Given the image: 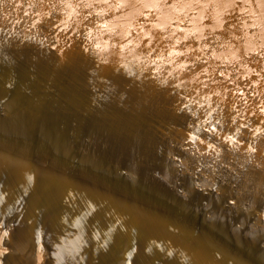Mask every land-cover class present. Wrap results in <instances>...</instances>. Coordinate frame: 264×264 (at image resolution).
Returning <instances> with one entry per match:
<instances>
[{
  "label": "water",
  "instance_id": "obj_1",
  "mask_svg": "<svg viewBox=\"0 0 264 264\" xmlns=\"http://www.w3.org/2000/svg\"><path fill=\"white\" fill-rule=\"evenodd\" d=\"M0 183L15 227L49 183L50 223L19 225L11 264H62L49 227L64 220L79 251L134 255L137 240L159 264L250 260L246 241L264 246L245 226L264 229V0H0Z\"/></svg>",
  "mask_w": 264,
  "mask_h": 264
},
{
  "label": "bare ground",
  "instance_id": "obj_2",
  "mask_svg": "<svg viewBox=\"0 0 264 264\" xmlns=\"http://www.w3.org/2000/svg\"><path fill=\"white\" fill-rule=\"evenodd\" d=\"M35 37H36V35L33 37L30 36L28 38V41H25V42H28V44H31V43L34 44ZM21 43H23V42H21ZM175 143H174L173 147L177 148L178 145ZM37 167H38L37 168L38 170H41L42 178H45V177L49 178V168L43 167L40 164L37 165ZM11 169H13V168L11 167ZM11 169L8 167V170H11ZM16 169H18V168H16ZM16 169H15V171H17ZM53 174H55V176H57V179H59L62 176L60 171H55V172H53ZM74 176H75V174L73 176H71V178L66 176L65 187H70L71 191H74L73 189H76L77 191L80 192V189L78 186V181H76V179H75L76 176L75 177ZM157 176H159L157 178V180L149 182L150 185H153L152 187L162 186L161 184H163L166 181V178H164V180H163V178H162L163 176L161 174L157 175ZM1 184L2 183H0V195L1 196H2V194L3 195H9L6 192L5 183H3L2 185ZM40 186H43V188L41 189V190L44 189L43 195L38 196L40 193V189H39V191H37V193L34 194V196H37V199L34 198L33 200H26L27 203L25 202V204H26L27 208L25 210V213L27 211H28V213L24 214L23 212H21V219L19 220L17 227L10 226V221L12 219L10 216L11 214L7 216L6 214L0 212V221H1L0 222V264H11L12 263L11 260L13 257L9 254L10 242L13 240L14 236L21 237L22 235L25 234V232L21 228H19V225H23L25 223V221H28L30 224L33 225V227L34 226L37 227L39 225L46 226V222L50 223V221H49V183H48V186H45L43 184H41ZM32 188L34 189L33 185H32ZM79 194L81 195V193H79ZM13 199H14V197L12 196L10 199L6 200L7 202L10 203L9 207L12 205L11 203L13 202ZM70 199L71 198H69V200ZM159 201H162L161 205L159 206V210H160V213H163L164 216H162L160 218L158 215L154 214L153 215L154 217L153 216H150V217L155 220L154 223L159 222V223H161L162 226H164V223H167V218H165V216H166V214H168L170 212V210H169V208L167 209V207L165 208V206L167 204L165 199L164 200L160 199ZM9 203L5 204V206H3V207H0V209L2 210V209L9 208V207H7ZM37 204H40L41 206H39ZM164 208H165V210H164ZM156 213L158 214V212H156ZM138 214H139V212H138ZM138 217H139L138 215H135V218H138ZM64 221L65 222H63L62 225L57 227V228L56 227H49V239H51L53 241V240H56L57 238H60V240L63 241L60 247L55 248V252L57 254V255L56 254L55 255H56V257L59 258V260H61L62 264H64L63 261H66L65 259L67 258V255L71 259L74 257L73 260L87 255L88 260H97V261H99L98 263H105V264H159L158 261L151 259V256L150 257H148L147 255L144 256L147 253V250L144 249L143 248L144 245L137 240H135L136 242H134V246L132 249L134 252V255L132 254V252H128V253L123 252L122 248H119V250H117V248L115 246H112V245H109L105 249V252H103L104 254H102V252L95 253L94 251L91 250L92 248H87V250L86 249L84 250L83 249L84 246L79 251L77 249V247L72 243L73 240L71 239V234L70 233L67 234L65 232V230H62L67 225V223H66L67 221L66 220H64ZM246 221H247V224L245 225L246 227L249 226L251 229L257 228L258 230H260L261 234L264 233V229H263L262 225L255 223V222L249 223L248 220H246ZM263 223H264V221H263ZM249 224H256V225H249ZM135 227H133V228H135ZM129 229H132V228H129ZM131 231L128 232L129 235L133 234V233H131ZM87 233H88V238L90 239L89 244H91V246H92V245H94V240H92V239H93L94 234L96 233V230L93 228V226H90L88 228ZM84 236H85V238L87 237L86 234ZM253 236H255V235H253ZM248 241H246L247 245L244 246V251L246 252L245 256H247V257L250 256V260L255 261L252 259L253 257L256 258V256L254 254L259 255V253H264V246H261V242L259 244V242H257L256 240H255V242L251 241V243ZM171 243H173V242H171ZM77 250H78V252H77ZM245 252L244 253H243V251L238 252V254H240V256L242 257L243 254H245ZM18 253H20V251ZM105 253H107V254H105ZM122 254H123V256H122ZM154 256H156V255H152V258ZM250 260L248 258H246V259L242 258V259H238L235 261L237 264H246V262L250 261ZM256 262H257V264H263L260 261H256ZM75 264H77V263H75ZM85 264H89V263L86 262ZM90 264H97V263L94 261L93 262L91 261ZM215 264H218V263H215Z\"/></svg>",
  "mask_w": 264,
  "mask_h": 264
}]
</instances>
